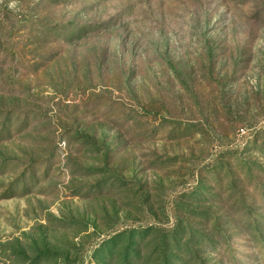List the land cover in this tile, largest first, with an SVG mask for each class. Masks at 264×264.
Returning <instances> with one entry per match:
<instances>
[{
  "label": "rangeland",
  "instance_id": "1",
  "mask_svg": "<svg viewBox=\"0 0 264 264\" xmlns=\"http://www.w3.org/2000/svg\"><path fill=\"white\" fill-rule=\"evenodd\" d=\"M0 264H264V0H0Z\"/></svg>",
  "mask_w": 264,
  "mask_h": 264
}]
</instances>
